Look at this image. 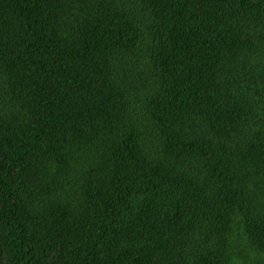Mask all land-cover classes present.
<instances>
[{"label":"trees","instance_id":"trees-1","mask_svg":"<svg viewBox=\"0 0 264 264\" xmlns=\"http://www.w3.org/2000/svg\"><path fill=\"white\" fill-rule=\"evenodd\" d=\"M0 264H264V0H0Z\"/></svg>","mask_w":264,"mask_h":264}]
</instances>
